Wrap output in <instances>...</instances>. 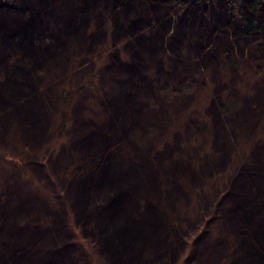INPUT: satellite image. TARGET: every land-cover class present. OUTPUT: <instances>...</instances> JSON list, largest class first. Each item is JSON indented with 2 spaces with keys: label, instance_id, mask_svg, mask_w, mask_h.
<instances>
[{
  "label": "trees",
  "instance_id": "1",
  "mask_svg": "<svg viewBox=\"0 0 264 264\" xmlns=\"http://www.w3.org/2000/svg\"><path fill=\"white\" fill-rule=\"evenodd\" d=\"M22 1L13 6L15 0H0V67L7 54L18 52L35 73L20 67L21 83L8 78L0 86V141L38 146L51 137L50 129L63 128L62 122L58 128L51 121L48 105L56 102L52 93L33 95L24 104H16V97L44 77L61 74L69 57L89 41V23L97 22L93 38L99 40L109 17L113 39L129 38L124 44L128 58L116 57L104 69L98 118L75 120L64 158L71 160L73 150L78 163L70 181L60 178L58 184L69 186L67 200L109 264H155L173 257L181 237L175 226L181 199L205 192L208 183L214 186L218 171L231 157L239 159L241 151L232 154L230 140L221 132L213 153L201 159V153L183 145L178 136L156 152L152 138L169 117L164 86L192 90L194 80L178 79L206 67L209 58L213 62L231 45V38L238 45L262 41L264 0ZM215 35L220 42L210 41ZM263 46H249L260 61ZM253 99L254 108L243 118L247 130L264 113V86L255 90ZM255 151V164L233 177L221 196L226 205H219L218 237L211 239L202 231L196 238L193 264H264V149ZM9 174L0 180V264H77L62 212L53 207L57 200L49 201L16 182L17 172ZM41 221L45 226L38 224ZM159 244L165 250L158 251ZM98 262L102 264L100 258Z\"/></svg>",
  "mask_w": 264,
  "mask_h": 264
},
{
  "label": "rangeland",
  "instance_id": "2",
  "mask_svg": "<svg viewBox=\"0 0 264 264\" xmlns=\"http://www.w3.org/2000/svg\"><path fill=\"white\" fill-rule=\"evenodd\" d=\"M20 2L21 0H15L13 6H20ZM180 8V5L177 6V10ZM102 26L104 35L99 40H94L93 35L99 31V26L97 22L89 23L87 27L89 41L77 54L74 53V57H69L67 68L63 69L61 74L44 77L43 81L31 89L25 88L19 95H22L21 100L18 99L19 96L16 97L18 101L16 104L19 102L24 104L28 103L27 99L34 97L33 95L42 94L47 97L52 93L55 98L51 96V99L56 102L48 105L51 121L58 128L59 122H62L63 128L50 129L51 137L43 138L38 146L18 140L10 143L0 141V180H3L5 173L15 171L18 173L16 182L21 185L23 183L27 189L38 192L49 201L57 200L58 206L53 207L62 212L69 241L77 250V264H99V258L102 264H109L100 252L98 243L84 233L82 224L78 221L79 216H76L71 201L67 200L69 186L58 184L60 178L70 181L78 163L77 153L71 149V153L75 154L73 158L71 160L64 158L66 149L70 148L75 120L78 117L98 118L99 98L102 95L100 83L105 73L104 69L116 57L120 60L128 58L124 44L126 45L129 38L124 37L121 41L120 38L113 39V24L109 17L104 19ZM221 30L223 32L224 29ZM211 40L220 42L217 41L216 35ZM231 40V45L229 44L227 49L224 48L221 55L214 56L213 62L208 57L206 67L202 66L198 71H193L192 75L189 73L181 75L178 81L194 80L192 90H179L170 84L164 86L167 90L164 106L169 117L164 123V128L161 131L157 130L152 138L156 152L163 151L167 144L174 143L175 137L178 136L183 145L188 143L192 150L200 152L201 159L205 154L213 153L214 143L219 140L221 132L223 136H228L232 154L239 150L241 152L239 159L231 157L225 167L218 171L216 177H212H215L214 186L208 183L205 192L201 194L192 192L193 194L190 193L184 200L181 199L175 220L176 234L181 236L180 242H177L178 238L175 235L173 236L178 243L176 253L173 257L168 255L169 257L166 259L164 257L163 261L155 264H193L195 261L193 249L198 235L202 231H207L211 239L218 237L221 229L217 217L219 205H226L223 197L221 198L222 194L229 188L233 177L235 179L238 173L246 171L248 165L255 164L253 155L257 147L262 146L264 149V113L250 130L242 127L245 112L249 113L254 108L255 90L264 86V61L259 60L258 54H251L249 46L257 42L264 44V39L250 40L249 44L243 45H238L237 39ZM207 52L206 48L202 50L204 55ZM20 58L18 52L7 54L6 64L0 67V86L4 87L8 78L15 83H21L24 77L19 72L20 67L29 72L34 69L30 61ZM37 73L43 75L42 71ZM160 94L163 97L164 92ZM88 112L93 114L89 115ZM215 150L217 151L216 148ZM196 162L197 159L194 158L193 163ZM262 168L264 169V165ZM1 191L0 186V195ZM50 192L55 197L50 195ZM198 200H201L202 204H199ZM38 224L45 226L43 221ZM167 230L170 231L168 225ZM228 240H231V237ZM156 249L165 250L162 244L156 246ZM164 250L161 253H168ZM229 250H232L231 246ZM225 264H228L227 260Z\"/></svg>",
  "mask_w": 264,
  "mask_h": 264
}]
</instances>
